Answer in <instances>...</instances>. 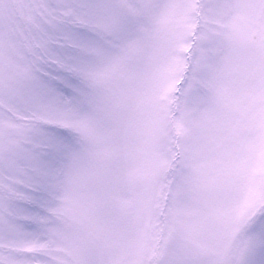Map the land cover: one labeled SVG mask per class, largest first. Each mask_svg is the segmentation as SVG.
<instances>
[{
    "label": "snow or ice",
    "instance_id": "1",
    "mask_svg": "<svg viewBox=\"0 0 264 264\" xmlns=\"http://www.w3.org/2000/svg\"><path fill=\"white\" fill-rule=\"evenodd\" d=\"M0 264H264V0H0Z\"/></svg>",
    "mask_w": 264,
    "mask_h": 264
}]
</instances>
